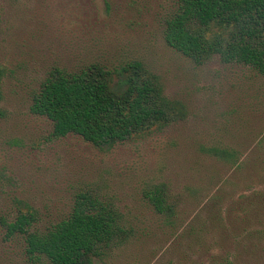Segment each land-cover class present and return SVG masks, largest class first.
<instances>
[{"label": "rangeland", "instance_id": "1", "mask_svg": "<svg viewBox=\"0 0 264 264\" xmlns=\"http://www.w3.org/2000/svg\"><path fill=\"white\" fill-rule=\"evenodd\" d=\"M168 0H0V61L9 68L0 103V211L20 197L45 218L67 212L76 193L114 201L138 225L156 220L143 191L164 184L189 223L264 190L253 169L241 172L208 148L253 147L264 131V83L249 68L218 58L197 65L168 47L156 23ZM142 57L160 74L187 117L162 131L99 148L77 135L56 138L29 109V92L54 65L97 56ZM13 204V203H12ZM257 225H260L259 223ZM216 235L217 232H212ZM15 245L0 238V260ZM14 262L17 258L13 254ZM104 264V263H97ZM112 264H145V242Z\"/></svg>", "mask_w": 264, "mask_h": 264}, {"label": "trees", "instance_id": "2", "mask_svg": "<svg viewBox=\"0 0 264 264\" xmlns=\"http://www.w3.org/2000/svg\"><path fill=\"white\" fill-rule=\"evenodd\" d=\"M156 23L164 43L195 64L218 58L249 68L264 83V0H168ZM9 71L0 61V103ZM29 109L51 122L54 137L77 135L99 148L162 131L188 113L148 60L122 55L51 66L30 89ZM208 151L264 179V131L253 147ZM143 198L157 216L145 228L92 191L76 193L67 212L49 218L13 197L12 207L0 211V238L15 247L0 264H12L13 254L17 264H112L144 242L145 264H264L262 188L241 193L227 207L212 201L208 216L189 223L164 184L146 188Z\"/></svg>", "mask_w": 264, "mask_h": 264}]
</instances>
